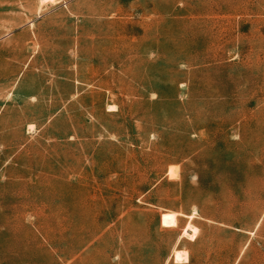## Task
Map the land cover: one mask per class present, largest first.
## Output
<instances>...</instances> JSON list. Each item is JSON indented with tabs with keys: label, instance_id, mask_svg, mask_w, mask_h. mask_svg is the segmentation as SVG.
Returning a JSON list of instances; mask_svg holds the SVG:
<instances>
[{
	"label": "rangeland",
	"instance_id": "1",
	"mask_svg": "<svg viewBox=\"0 0 264 264\" xmlns=\"http://www.w3.org/2000/svg\"><path fill=\"white\" fill-rule=\"evenodd\" d=\"M0 264H264V0H0Z\"/></svg>",
	"mask_w": 264,
	"mask_h": 264
},
{
	"label": "bare ground",
	"instance_id": "2",
	"mask_svg": "<svg viewBox=\"0 0 264 264\" xmlns=\"http://www.w3.org/2000/svg\"><path fill=\"white\" fill-rule=\"evenodd\" d=\"M39 1H40L41 4H44V5H45L46 3L49 4V3H53V2H55V0H39Z\"/></svg>",
	"mask_w": 264,
	"mask_h": 264
}]
</instances>
